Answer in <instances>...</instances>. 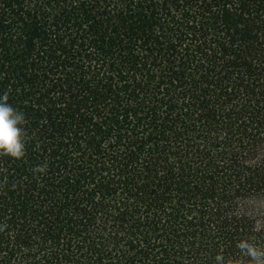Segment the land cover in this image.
<instances>
[{"label": "trees", "instance_id": "trees-1", "mask_svg": "<svg viewBox=\"0 0 264 264\" xmlns=\"http://www.w3.org/2000/svg\"><path fill=\"white\" fill-rule=\"evenodd\" d=\"M4 93L26 124L0 156V264L264 247V0H0Z\"/></svg>", "mask_w": 264, "mask_h": 264}, {"label": "clouds", "instance_id": "clouds-1", "mask_svg": "<svg viewBox=\"0 0 264 264\" xmlns=\"http://www.w3.org/2000/svg\"><path fill=\"white\" fill-rule=\"evenodd\" d=\"M26 118L22 111L8 103V94H0V156L22 159L25 155ZM34 171L43 172L44 166H37ZM237 247L249 260V264H264V247L242 240ZM217 264H223V257H216Z\"/></svg>", "mask_w": 264, "mask_h": 264}]
</instances>
